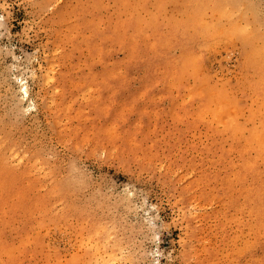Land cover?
Segmentation results:
<instances>
[{
	"label": "rangeland",
	"instance_id": "rangeland-1",
	"mask_svg": "<svg viewBox=\"0 0 264 264\" xmlns=\"http://www.w3.org/2000/svg\"><path fill=\"white\" fill-rule=\"evenodd\" d=\"M0 264H264V0H0Z\"/></svg>",
	"mask_w": 264,
	"mask_h": 264
}]
</instances>
